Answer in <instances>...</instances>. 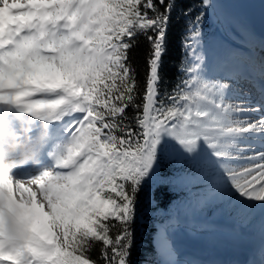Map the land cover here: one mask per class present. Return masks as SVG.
Here are the masks:
<instances>
[{
  "label": "snow or ice",
  "instance_id": "obj_1",
  "mask_svg": "<svg viewBox=\"0 0 264 264\" xmlns=\"http://www.w3.org/2000/svg\"><path fill=\"white\" fill-rule=\"evenodd\" d=\"M177 2L0 0V264H133L141 195L163 161L264 214V115L252 118L264 83L248 107L208 75L203 24L225 0H199L181 13L185 59L166 84ZM224 22L249 29L242 16ZM139 35L142 80L129 55ZM161 255L175 264L169 246Z\"/></svg>",
  "mask_w": 264,
  "mask_h": 264
},
{
  "label": "bare ground",
  "instance_id": "obj_2",
  "mask_svg": "<svg viewBox=\"0 0 264 264\" xmlns=\"http://www.w3.org/2000/svg\"><path fill=\"white\" fill-rule=\"evenodd\" d=\"M253 1L261 2V0H245L243 3V12L246 11V7ZM233 4V2H226V0L222 2L215 13L210 12L211 20L214 22L215 26L229 33L230 36L236 35V37H239L240 34L244 36V34L246 35V31L249 32V30H245V28L237 23L230 24L224 22L226 16H234L232 12ZM236 37L233 36L232 38L235 39ZM254 39L259 47L262 46L260 49L264 51V40L258 39L255 36ZM249 45L251 46V44ZM260 49L256 51L254 48V59H259L261 56L264 58V53L260 52ZM238 95L242 98L234 100L235 103H244L248 107H253V105L250 106L246 102L250 96L249 93ZM252 118L259 119L256 113L253 114ZM238 147H243V145H238ZM215 192V195L218 196L219 192L216 190ZM205 193H212L211 185L206 188ZM215 195L212 196L214 197ZM220 202L223 203L224 206L222 205L223 207L211 216V219H214L213 222L208 221V223H202L196 219L194 220L191 217H187L183 220H175L171 222V224L160 225L157 234L159 250L161 251L165 246L172 248L173 255L171 260L174 261L175 264H186V262H192L193 260L195 264H214V261H222L224 259H230L233 262L241 261L244 263L245 261L252 262L258 258L261 259L259 255L264 256V217L258 218L256 222H253L257 214H259V211L250 212L244 208V218L240 220L236 219L228 213L229 210L231 211V209H234L233 207L238 206L235 201H230L224 196L221 200L216 201L218 205ZM195 215H198L197 212H195L194 216ZM246 226L251 227L256 232L257 236L250 238L247 235H242ZM177 235L187 244L198 245L200 249H203L202 254H205V256L182 258L180 254L181 243L175 239ZM209 257H211L212 260Z\"/></svg>",
  "mask_w": 264,
  "mask_h": 264
},
{
  "label": "trees",
  "instance_id": "obj_3",
  "mask_svg": "<svg viewBox=\"0 0 264 264\" xmlns=\"http://www.w3.org/2000/svg\"><path fill=\"white\" fill-rule=\"evenodd\" d=\"M198 2L199 0H178L177 7L172 13V21L167 36V51L163 57L162 66L165 82L168 85L175 83L181 75L180 66L185 59L182 37L185 33L186 18L181 13L184 9H192L193 14H196L200 10L197 7ZM209 31V24L206 19L203 24V32L209 35L210 33H207ZM148 51V41L143 35H139L129 55L132 64L137 68L138 78L141 80L146 69V53ZM178 167L174 162L163 161L160 168L161 179H158L156 185L153 186L154 193L152 189H148L147 200H145L143 194L141 195L137 218L133 225L134 246L131 257L133 264H155L157 261L153 244L154 222L164 216L170 202L183 200L179 198L177 193L180 188L174 182L180 175L178 171L181 170H178ZM91 255L93 257L97 256L98 248L92 251Z\"/></svg>",
  "mask_w": 264,
  "mask_h": 264
},
{
  "label": "rangeland",
  "instance_id": "obj_4",
  "mask_svg": "<svg viewBox=\"0 0 264 264\" xmlns=\"http://www.w3.org/2000/svg\"><path fill=\"white\" fill-rule=\"evenodd\" d=\"M245 2V0H243V2H235L234 4H233V8H232V12H233V15L234 16H244V15H241V14H244V12H243V10H244V8H243V3ZM241 13V14H240ZM210 15V14H209ZM211 17V16H210ZM222 31V30H221ZM221 31H219V30H217V34H225L224 32H221ZM244 34V33H243ZM232 37L233 36H235L236 37V35H231ZM244 36H247V35H244ZM243 36V37H244ZM222 37H220V36H218L217 37V40L215 41L216 42V44L217 45H219L220 44V42H223V41H225V39L224 38H222ZM246 38V37H245ZM244 38V39H245ZM236 39V38H235ZM234 39V40H235ZM247 41H249V44H251V46H253V48H255L256 49V51H258L262 46H258L257 44H256V42H255V40H253V38H251V39H248V37H247ZM248 45V44H247ZM264 49V48H263ZM260 52H262V53H264V51H262V49H260ZM259 52V53H260ZM253 58V57H252ZM250 58H248V59H246V61L247 60H249ZM254 59V58H253ZM257 114V113H256ZM245 155H249V154H246L245 153ZM222 197H224V195L223 194H221L220 195V193H219V195L218 196H214V197H205V196H197V197H193V198H191L190 199V201H193L194 199H199V200H197V202L195 201L194 202V206L195 207H192V205H189V206H187V211H190V210H192V208H194L192 211H195L196 210V212H197V214L198 215H200V213L201 214H204V215H207V214H210L211 212H212V204L214 203V201H215V205H217V206H219V209L221 208V207H223L224 206V204L223 203H219V205L216 203V201H219V200H221V198ZM223 205V206H222ZM206 206H207V208H206ZM234 209H231V211L229 210L228 211V213L230 214V216H233V217H235L236 219H242V218H244V213H243V207H241V206H235V207H233ZM219 211V210H218ZM217 212V211H216ZM174 213H175V210H174ZM187 214V217H191V218H193L192 217V214L191 213H186ZM176 217H177V215H176ZM185 217V215L183 214L182 215V218H184ZM261 217H264V214H261L260 212H259V214H257V217H256V219H254L253 220V222H256V220L258 219V218H261Z\"/></svg>",
  "mask_w": 264,
  "mask_h": 264
},
{
  "label": "water",
  "instance_id": "obj_5",
  "mask_svg": "<svg viewBox=\"0 0 264 264\" xmlns=\"http://www.w3.org/2000/svg\"><path fill=\"white\" fill-rule=\"evenodd\" d=\"M246 20L251 32L257 37L264 39V7L261 2L253 1L246 7Z\"/></svg>",
  "mask_w": 264,
  "mask_h": 264
}]
</instances>
